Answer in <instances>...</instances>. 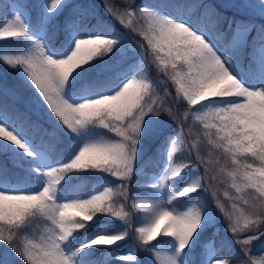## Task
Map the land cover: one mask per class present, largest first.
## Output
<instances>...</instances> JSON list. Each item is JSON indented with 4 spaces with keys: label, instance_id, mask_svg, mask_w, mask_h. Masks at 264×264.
Masks as SVG:
<instances>
[{
    "label": "snow or ice",
    "instance_id": "snow-or-ice-1",
    "mask_svg": "<svg viewBox=\"0 0 264 264\" xmlns=\"http://www.w3.org/2000/svg\"><path fill=\"white\" fill-rule=\"evenodd\" d=\"M68 4L70 11L65 0H12L0 11V41H30L21 51L0 54V64L34 87L36 103L46 105L63 126L55 150L53 143H33L30 133L38 126L15 106L0 103V155L23 173L13 180L8 165L0 162V243L19 264H96L93 257L100 246H107L103 250L116 264H141L145 253L151 254L153 264H181L177 256L198 235L205 207L194 203L181 211L170 203L208 191L217 179V168H209L214 163L239 194L234 198L225 192L232 201V211L226 213L228 228L243 257L239 264H264V83L246 86L226 66L233 51L218 46L188 20L139 6L135 0L122 9L106 4L105 11L142 38L138 46L151 51L175 92L166 90L164 98L158 97L142 74L114 80L108 61L119 57L120 34L102 25L74 30V16L86 6ZM228 6L244 14L235 22L234 41L250 47L245 70L264 82V23L255 22L256 17L264 18V0H233ZM62 10L68 11L63 29L53 22ZM61 30L68 35L57 43L55 34ZM249 33L255 34L250 41ZM9 96L17 97L16 91L0 77V97ZM178 106L184 107L183 114ZM161 115L175 122V129L160 144L162 171L146 186L158 192L183 169L190 166L196 173L183 190H169L166 199L129 186L142 129ZM189 118L215 150V161L211 153L209 160L199 155V142L188 143L191 132L186 135L183 128ZM97 129L111 135L101 136ZM185 150L190 156L196 151L204 175L191 163L178 161ZM82 174H108L114 180L102 190L79 194L73 184ZM217 206L226 211L219 201ZM41 223L45 227L39 235H22ZM90 228H95L91 238L77 243L81 230ZM129 239L134 240L129 250L117 252ZM172 242L174 253L158 250ZM216 252L207 246L203 264H234ZM4 259L0 255V264Z\"/></svg>",
    "mask_w": 264,
    "mask_h": 264
},
{
    "label": "trees",
    "instance_id": "trees-1",
    "mask_svg": "<svg viewBox=\"0 0 264 264\" xmlns=\"http://www.w3.org/2000/svg\"><path fill=\"white\" fill-rule=\"evenodd\" d=\"M45 1L46 0H44V2ZM11 2L12 0H0V11H3L4 5L10 4ZM88 2H91L92 6H94L90 7ZM98 2H100V0H65V9L70 11L68 3H70L71 6H75V4L86 6L85 9L74 16V30L92 29L97 25H102L110 29L111 32L120 34L123 41L121 51L118 58H113L108 61L109 64L114 65V70L109 73V75L112 76L114 80H118L123 76H128L132 71V68L139 65L141 69L146 72L147 78L156 88V95L158 97L164 98L166 90L174 95V85L158 66V63L155 61L150 50L142 52L143 57L139 63L135 62L134 57L124 59L128 54L137 53L136 49L138 44L142 42V38L134 31H130L126 27L121 26L118 21L109 17L106 12H103L101 6H97ZM128 2H131V0ZM135 2L139 6L151 7L153 10L163 8L170 16L184 18L193 25L201 28L218 46L221 48H228L230 51L234 52L233 55L229 56V61L232 68H234L236 73L239 74L240 78L243 80L242 83L249 87H255L259 82L251 72L245 70L250 47L242 45L239 39H235L234 41L236 36L235 22L241 20L244 14L236 8L228 6L233 0H135ZM68 11L62 10L53 18V22L56 25H59L61 29L66 27L65 20ZM255 22L257 24L264 23V18L256 17ZM30 26L34 32L35 28L33 23H30ZM51 31L52 29L49 28V32ZM95 34L101 33L97 32ZM67 35L68 34L63 30L57 31L55 34L56 42L59 43L63 41ZM253 35L255 34L249 33L246 39L250 41ZM36 38L41 37L37 36ZM29 44L30 41L25 43L23 38H10L8 41H0V54L21 51ZM231 45H234V47H231ZM0 77L3 78L9 88L15 89L18 97H0V103L6 102L10 106H15V108L19 109L21 113L26 114L29 123L38 126V129H34L30 133L33 143H40L41 141L45 143H53V149L55 150L56 144L54 142L58 137H63V126L60 125L54 116L49 113L46 105L42 102L40 104L36 103L37 93L35 92L34 87H29L24 83L23 78L18 72L9 69L3 64H0ZM66 90L67 84H65V91ZM168 98L170 99V97ZM176 110L181 114L185 111L183 106H178ZM161 116L163 118L162 122L167 123V125H165L161 133L154 138L151 145L146 148V151L134 162V175L129 183V186L133 191L149 192L150 188L143 186V184L144 182H147L149 175L158 171L163 164V155L160 144L164 136L171 134L175 127V122L168 120L164 115ZM183 131L186 135L191 132V135L187 136L188 143H192L193 141L199 142V155L202 156L204 160H209L211 153V160L215 161V150L211 148L205 139H203L200 127L195 121L189 118L184 125ZM97 132L101 136L111 135L105 129H97ZM150 158H153L152 162L147 163ZM177 159L178 161L191 163L193 168L198 167L199 175H204L205 167L203 164L197 165L195 150H193L191 156L185 150L178 154ZM0 162L8 165L13 180H15L16 177L23 175L20 168L13 167L8 161L7 156L0 155ZM212 167L217 168V179L211 183L208 191L202 190L195 194L189 193L187 197H178L173 200L176 206H184L185 204L192 205L194 203L197 205H203L205 208L202 212H207V214L211 216V224L205 221L206 223H202L199 227L198 235L193 241V247L184 250L183 253L186 257L185 264H197L198 259H200L203 264L206 260L204 255L205 248L209 241H211V244H213L217 250V254H220L223 258H231L234 261V264H239L240 260L243 259V257L240 256L239 246L233 241L232 234H229V232L224 229V216L221 215L222 212L218 210L214 203L219 201L225 206L227 201L232 202L229 200V196L225 195L226 191L234 198L239 194H234L235 189L230 187L231 181L228 180L226 174L220 173L219 166L214 163L209 164V168ZM14 171H17V173H14ZM187 173L188 169L185 168L181 174L179 173L173 178L171 184L174 186L175 190H177L179 184ZM211 174L212 173L209 172V175ZM113 180L114 178L108 174H82L76 177L73 188H75L79 194H90L93 193L95 189L97 191L102 190L101 188L106 183L112 182ZM110 219L111 218L109 217V220ZM44 227L45 225L43 223L38 226L34 225L32 228H29L26 233H22V235H39V233L44 230ZM34 229H36V231H34ZM94 232L95 228H90L87 231L81 230V234L76 237V242H83L85 238L91 237ZM167 240L171 241V238L169 237ZM132 244H134V240L129 239L127 244H122L116 251L126 253ZM170 244L167 246L161 245L158 250L161 252H168ZM100 247L101 251L94 253L93 257L96 264H116V261L111 254L103 250L107 246ZM140 251L143 250L141 249ZM259 254L260 253L258 252L253 253V255ZM0 255L5 258L4 264H19V261L15 258L11 250L2 243H0ZM141 264H153V259L150 253L144 254L141 258Z\"/></svg>",
    "mask_w": 264,
    "mask_h": 264
},
{
    "label": "rangeland",
    "instance_id": "rangeland-1",
    "mask_svg": "<svg viewBox=\"0 0 264 264\" xmlns=\"http://www.w3.org/2000/svg\"><path fill=\"white\" fill-rule=\"evenodd\" d=\"M129 0H100V2L97 3V6H101V9H103V11H105V5L106 4H111L114 8H119V9H122L123 6L128 3ZM46 2V1H45ZM89 6L90 7H93L91 2H88ZM158 11H160L161 13H164V14H167V12L164 10V9H159ZM106 12V11H105ZM108 13V12H107ZM109 14V13H108ZM110 15V14H109ZM108 15V16H109ZM109 17H112L111 15ZM31 28V26H30ZM146 44V42H145ZM139 45V44H138ZM136 52L137 53H133V54H128L127 56L124 57V59L128 58V57H135V62H138L142 60V50L141 48H139V46L137 47L136 49ZM114 66V65H112ZM229 67V71L232 72L233 75H235L238 79L239 76L237 75V73L234 71V69H232L231 67V64H228L226 65ZM132 74H130L128 76V78L131 77V75H136V74H142V75H145L147 77V74L144 70H141V67L140 66H135L134 68H132V71H131ZM241 80V79H240ZM242 81V80H241ZM261 83H264L262 81L258 82V84L256 86H260ZM163 118L162 116L160 117H155L152 119V122L150 124H146L144 126V128L142 129V132H141V137H140V141L138 143V147H137V150H138V155H137V158H139L143 152L146 150L147 147H149V145H151V143L153 142L154 138L159 135L161 133V131L163 130V128L165 127V125H167V123H163L162 122ZM175 129V128H174ZM170 146V141H169V145ZM136 158V159H137ZM136 161V160H135ZM134 161V162H135ZM162 168H163V164H162V167L157 171L155 172L154 174H151L149 179H148V182L146 183L147 185L148 184H151V183H154V178L157 177L160 173V171H162ZM188 174L186 175V177L183 179L182 183L178 186V192L183 190V188L191 183L194 179H195V176H196V173L192 170V168L189 166L188 168ZM184 170V169H183ZM182 170V171H183ZM181 171V172H182ZM180 172V173H181ZM14 173H17V171H14ZM199 175V173H198ZM174 178V177H173ZM171 179V178H170ZM169 190H171L172 194H175V191H174V187L170 184H168V186L163 189H160L158 192L156 189H152L151 192H155L157 197L159 198H163V199H166L167 195L169 194ZM234 194H237L236 192H234ZM147 198V197H146ZM231 204L232 202H229L227 201L226 202V206H224L225 208V212H224V215H225V218H224V221H225V225H224V229H226L227 232H229V234H231V232L229 231V228H228V222H227V218H226V213L227 212H230L232 211V208H231ZM170 207H174L176 208L177 210H186L187 209V206H183V207H176L174 205L173 202L170 203ZM145 217L147 218L148 216H150V214H144ZM222 215V213H221ZM208 222L209 224H211V216L207 213H201V224L203 222ZM205 222V223H206ZM201 226V225H200ZM198 232V229L196 230ZM195 237V235L193 236V238ZM234 241V239H233ZM192 241H190V245L189 247H191ZM211 242L209 241L208 246H211L210 244ZM173 246L171 248H169V254H172L174 253L175 251V245H174V242L172 244ZM188 248V247H187ZM184 252V251H183ZM181 252L178 256H177V259L179 261H181V264H185L186 263V257L184 256V253ZM218 257H221L220 255L216 254ZM222 258V257H221Z\"/></svg>",
    "mask_w": 264,
    "mask_h": 264
}]
</instances>
